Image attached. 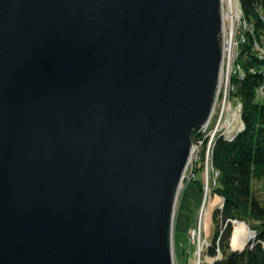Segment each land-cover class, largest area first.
<instances>
[{"label":"water","instance_id":"95a60500","mask_svg":"<svg viewBox=\"0 0 264 264\" xmlns=\"http://www.w3.org/2000/svg\"><path fill=\"white\" fill-rule=\"evenodd\" d=\"M221 27L220 0H0V264H173Z\"/></svg>","mask_w":264,"mask_h":264},{"label":"trees","instance_id":"16d2710c","mask_svg":"<svg viewBox=\"0 0 264 264\" xmlns=\"http://www.w3.org/2000/svg\"><path fill=\"white\" fill-rule=\"evenodd\" d=\"M238 4L248 30L237 43L230 95L241 104L243 130L230 143L216 138L212 148V166L218 173L212 194L222 204L211 213L213 232L206 256L213 261L202 264H264V206L253 191V182L264 181V103L255 99L264 85V59L254 50L264 34V0ZM232 221L255 232V239L240 251L230 248Z\"/></svg>","mask_w":264,"mask_h":264},{"label":"built area","instance_id":"2783aa9c","mask_svg":"<svg viewBox=\"0 0 264 264\" xmlns=\"http://www.w3.org/2000/svg\"><path fill=\"white\" fill-rule=\"evenodd\" d=\"M223 6L220 3V15L223 14ZM223 32L221 31L222 45V62L220 65L219 79L214 94V105L210 117L205 125L193 132L191 135V147L188 163L182 175L181 186L184 182L195 181V172L197 167L201 168L203 173L202 189L204 196L211 198L212 189L216 186L218 173L212 166V148L216 138H221L225 142H232L235 137L243 130L241 120V104L237 98L232 105L229 101L233 86L230 82L231 75L235 73V60L231 52H223ZM264 44V34L260 37ZM254 50L260 59H264V51L260 49L257 43L254 44ZM237 56V54H236ZM255 99L264 103V85L259 87L255 93ZM218 105V106H217ZM216 196L213 195V198ZM218 206V205H217ZM219 208L221 207L218 206ZM204 216L205 210L200 211L195 227L191 228L188 233V244L194 247V258L196 263L202 264V257H206L208 244L204 237ZM232 224L238 223L232 221ZM240 223V222H239ZM243 224V223H242ZM247 239L245 244L248 245L255 239V232L247 229ZM264 245V244H263ZM174 264V261H173Z\"/></svg>","mask_w":264,"mask_h":264},{"label":"rangeland","instance_id":"374dc122","mask_svg":"<svg viewBox=\"0 0 264 264\" xmlns=\"http://www.w3.org/2000/svg\"><path fill=\"white\" fill-rule=\"evenodd\" d=\"M232 1V9L231 13L235 15L233 26L231 30V50L230 52L236 58V52H237V43L239 39L241 38V35L243 32L247 31L248 28L245 27L244 22L242 20L241 11L239 8L238 0H231ZM223 9L225 12H227V4L224 0L222 3ZM238 17H237V16ZM226 26V33L225 38L229 37V21L226 20L225 22ZM229 37V38H230ZM220 44L222 45V40L220 39ZM258 45L260 49L264 51V44L259 40ZM235 60V59H234ZM235 99L231 97L229 99L230 103L233 105L235 103ZM218 106V105H217ZM197 171L195 172V180L199 182L202 186L203 184V173L201 171L200 167H197ZM253 191L257 195L259 201L264 206V181L254 182L253 183ZM216 198H213V195L210 199L204 196L203 189H199L197 184L193 181L184 182L178 192V205L176 209V217L173 218V228H172V256L174 264H194L196 263V259L194 258L193 252L194 247L188 244V231L195 227L197 218L199 216L200 211L203 209L205 210V216H204V237L206 240V243L209 244L211 240L212 235V226L210 227L211 230H209L206 222V214L208 206H211L213 203V200ZM177 202V201H176ZM176 205V204H175ZM233 228H234V224ZM246 227V226H245ZM246 229H248L246 227ZM248 231V230H247ZM248 237V236H247ZM247 239V238H246ZM246 239L243 242L240 249L236 251H240L243 249L246 244ZM264 247V245H263ZM231 250H235L230 244ZM213 259L209 257H202L201 262H212Z\"/></svg>","mask_w":264,"mask_h":264},{"label":"bare ground","instance_id":"6f19581e","mask_svg":"<svg viewBox=\"0 0 264 264\" xmlns=\"http://www.w3.org/2000/svg\"><path fill=\"white\" fill-rule=\"evenodd\" d=\"M224 0H220V3H222ZM226 4H227V12L223 11V14L221 16V20H222V27H221V31L223 32V52L224 53H229L231 50V30H232V26H233V21H234V17L235 15H233V13H231V9H232V1L231 0H225ZM237 16V15H236ZM238 17V16H237ZM226 20L229 21V37L225 38V33H226V26H225V22ZM247 229L245 227L244 224L242 223H236L234 224V228H233V232L231 235V239H230V244L233 248H235V250L240 249V247L242 246L243 242L245 241V239L247 238Z\"/></svg>","mask_w":264,"mask_h":264},{"label":"crops","instance_id":"0c3cea01","mask_svg":"<svg viewBox=\"0 0 264 264\" xmlns=\"http://www.w3.org/2000/svg\"><path fill=\"white\" fill-rule=\"evenodd\" d=\"M215 198L216 199L213 200V203L211 204V206H208V209H207L208 211H207V214H206V216H207L206 217V222H207V226H208L209 230H211L210 229V227H211V213H212V211L214 209L219 208L218 206H220L222 204V199L218 198L217 196ZM177 205H178V196H177V202H176L175 209H174V217H176ZM233 251H235V250H233Z\"/></svg>","mask_w":264,"mask_h":264}]
</instances>
